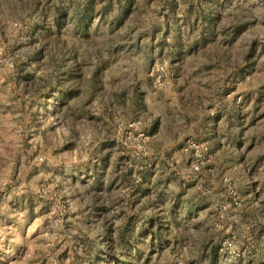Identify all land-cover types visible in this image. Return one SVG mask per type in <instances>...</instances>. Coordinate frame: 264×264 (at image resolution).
I'll return each instance as SVG.
<instances>
[{
  "label": "rangeland",
  "instance_id": "obj_1",
  "mask_svg": "<svg viewBox=\"0 0 264 264\" xmlns=\"http://www.w3.org/2000/svg\"><path fill=\"white\" fill-rule=\"evenodd\" d=\"M121 231L264 264V0H0V264H123L86 250Z\"/></svg>",
  "mask_w": 264,
  "mask_h": 264
},
{
  "label": "trees",
  "instance_id": "obj_2",
  "mask_svg": "<svg viewBox=\"0 0 264 264\" xmlns=\"http://www.w3.org/2000/svg\"><path fill=\"white\" fill-rule=\"evenodd\" d=\"M156 219H157V217H156ZM98 220H99L98 218H95L94 220L89 221L90 222L89 225H92L95 228ZM103 220L104 219H102L101 222H98L97 225L100 226L102 224ZM149 226H150L149 230H150L151 235H152V238H151L152 244H158V242H160V244H162L161 241H167L169 239L165 235V233H166L165 228L168 225H166V227H165L160 223V221H158L156 227L154 228L153 222L151 221ZM126 232L127 231H123V232L121 231L119 233V236H118L117 244L114 247L108 246V248L105 250L100 245V242H96V241L91 242L90 243L91 245H89V248H86V250H88V254L91 258V262L94 260H98V259H110V258H112L116 262H122L123 264H129L130 259L124 260L121 257V252H123V254L124 253L129 254L125 249L122 248V246H120V245H123V243L125 242V240H123V238H125L127 236ZM129 234L131 235V238H132L133 237L132 231H129ZM84 244L86 246V241H84L83 245ZM77 251H78V249H77Z\"/></svg>",
  "mask_w": 264,
  "mask_h": 264
},
{
  "label": "crops",
  "instance_id": "obj_3",
  "mask_svg": "<svg viewBox=\"0 0 264 264\" xmlns=\"http://www.w3.org/2000/svg\"><path fill=\"white\" fill-rule=\"evenodd\" d=\"M211 30H213V27H211Z\"/></svg>",
  "mask_w": 264,
  "mask_h": 264
}]
</instances>
